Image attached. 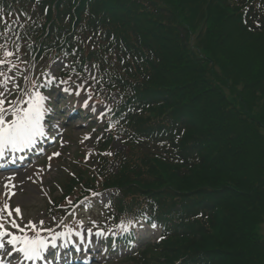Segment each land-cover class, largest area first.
Here are the masks:
<instances>
[{
  "label": "trees",
  "instance_id": "1",
  "mask_svg": "<svg viewBox=\"0 0 264 264\" xmlns=\"http://www.w3.org/2000/svg\"><path fill=\"white\" fill-rule=\"evenodd\" d=\"M216 1L222 10L215 13L212 2L209 4L205 29L193 47L189 42L191 26L156 3L146 14L129 21L123 15L128 5L121 0H101L105 8L88 17L78 12L87 0H53L55 9L48 14L61 47L70 50L83 42L77 39L84 35L78 27L96 30L94 38L103 39L105 46L113 49L109 69L115 70L119 62L130 72L132 79L115 82L126 92L124 104L131 103L135 109L123 124L128 149L114 154L116 175L108 177L103 167L99 169L105 184L122 189L132 185L149 194L141 190L151 188V178L165 168L178 178L200 171L212 172L213 179H226L220 186L185 191L169 187L167 207H181L173 212L179 220L177 231L169 233L171 237L159 248L157 245L144 253L166 264H264V238L254 232L264 223V102L253 103L260 99L258 93L264 95V0ZM186 2L182 0L181 5ZM133 3L136 9L144 4ZM168 20L176 24L172 31L166 27ZM222 26L230 30L223 34L230 48L213 53L210 36ZM97 27L103 34H98ZM247 44L253 52L249 63L242 56L229 54L235 46L240 49ZM198 47L204 48V53ZM238 84L244 87L238 90ZM225 90L231 92V99ZM117 114L128 118L120 111ZM228 186L233 187L231 191ZM196 190L214 191L215 201L188 204ZM233 215L235 220H231ZM221 231L235 232L237 243H226L223 252L197 249L205 237V241L215 243L216 239L209 236ZM173 238L190 244L183 243L180 251L166 249ZM174 251L176 256L172 257Z\"/></svg>",
  "mask_w": 264,
  "mask_h": 264
},
{
  "label": "rangeland",
  "instance_id": "2",
  "mask_svg": "<svg viewBox=\"0 0 264 264\" xmlns=\"http://www.w3.org/2000/svg\"><path fill=\"white\" fill-rule=\"evenodd\" d=\"M122 3H125L128 5V8H126L123 12V15L125 19L129 21V19H135L137 15L140 13L146 14L150 9L152 4H158V7L166 8L170 10V12L174 15V17L179 20L183 21L186 25H190V34L191 37L189 38L190 46L193 47L194 40L201 34V31H204V26L206 25L205 21V14H207V9L209 4L212 2L210 0H196L195 2H191L190 0H187L186 3L181 5L182 0H144L145 4H141V0H121ZM133 1H135L136 4L137 1L141 4L140 8L136 9L137 7L134 5ZM165 2V3H164ZM213 11L218 12L221 11L222 8L219 6L218 2L216 0H213L212 2ZM154 8V7H153ZM176 13L172 12V9ZM120 9L117 7V10ZM169 14V13H168ZM170 15V14H169ZM166 16V15H163ZM190 17H193V19H190ZM166 19V17H164ZM159 21V20H158ZM168 26L166 25L167 29L172 31V27L176 24H174L171 20H168ZM132 25L135 28V24L132 23ZM230 32V30H225L223 26L215 31V33L210 36V39L212 43L214 44L213 53H220L224 50H227L230 48L229 43H225L223 40V34ZM254 39L257 38V35H253ZM261 39V37H260ZM264 43V40H261ZM200 51L203 52L202 47H198ZM246 50V51H245ZM245 51V52H244ZM204 53V52H203ZM229 54L236 56H242L244 60H248L253 56L252 52V46L250 44H247L245 46H241L239 49V46H235ZM228 57V56H227ZM229 58V57H228ZM230 59V58H229ZM249 63V60H248ZM242 67H244L242 65ZM218 69V68H217ZM185 75V73H184ZM183 77V76H182ZM191 78V77H190ZM3 78L0 77V85ZM188 80V79H187ZM186 80V81H187ZM75 81L81 82L84 81L83 78H75ZM183 81H185V78L183 77ZM239 86L237 89L239 90L240 86L243 88L244 86L238 84ZM191 90V89H190ZM231 92H228L225 90V94L228 98L231 99L230 96ZM252 93V92H251ZM246 96V95H245ZM258 97L260 98L255 99L253 103L257 106L259 103L264 102V95H261V93H258ZM83 99L82 102L84 103L87 101L86 94H83L77 98V101H80V99ZM89 110L93 109V112H102L105 109L104 105H100L98 107H92L93 105L90 103H87ZM72 120L71 125L68 126V132L66 134V138H64L61 142V144H57L53 147L52 151L48 154L47 158L49 156H52L53 153L59 152L60 155L56 157H60V159H56L54 161L47 160L44 163L41 164V166H30V167H24L22 170H20V173L12 176H6L0 178V206H3L5 202H7L12 209H15L17 206L20 207L22 218L17 217L16 213L13 211V218L17 219V222L23 227L27 224L28 221H34L37 224L40 220H46V207H48L50 200L55 197L59 198L61 196V191L63 190V186L65 184L66 180V173H69L71 170V166L78 165V161L83 159V155L87 154L86 150H92L94 147V143L97 141L100 130L97 129H91L85 123L81 124V122H78ZM87 121V120H86ZM98 123H100V119L97 120ZM79 124V125H76ZM76 125V126H75ZM264 129L261 130L263 133ZM91 137V139H86L85 137ZM61 141V138H60ZM113 146L116 149H121L122 145L115 141L113 143ZM83 156V157H82ZM55 159V158H54ZM91 161L90 159L85 160V165H90ZM51 164V168L49 169L47 166ZM90 167H86V169L81 170L85 175L89 171ZM42 170V171H41ZM39 173V176L36 174ZM200 172V171H194L192 175L188 176L187 178H181L176 177L174 174L168 169H163V172L158 173V176L155 178H151L152 185L151 188H147V190H141V191H163V192H171L169 191V187L173 186L174 190H189L194 189L199 186H208V185H222L226 183V179H213V174ZM32 177L33 180H36V183H33L32 180H29V177ZM9 178H11V184L16 185L12 191L15 192V195H11V198H7L3 195L4 191V185L6 182H8ZM42 178V183L40 182ZM129 184V182H128ZM129 191H139V188L136 186L128 185ZM147 187V186H146ZM228 188L231 191L233 188L232 186H228ZM42 189V190H41ZM75 187L72 188L71 192L74 193ZM196 192H199L196 190ZM158 193V192H156ZM201 193H206L204 196H207V191H203ZM5 197V199H4ZM140 202V201H137ZM227 214L230 212L228 209L225 211ZM98 213V210H97ZM84 215H91L90 211L83 212ZM236 217L233 215L231 216V220H235ZM254 232L256 233V236L260 239L264 238V223L258 225L255 227ZM235 232L230 231H221L220 235L218 233H215L216 236H214V232L209 238L216 239L215 243L209 242V240L205 241V238L197 245V249L200 247L203 249H214L218 252H223L225 249L226 243H237L235 241L236 235ZM219 237V238H216ZM190 244V241H187L185 239H178L175 238L171 239L168 243L166 249H169L170 247L174 249L175 251H180L182 249V244ZM194 244V243H193ZM219 244H222L220 246ZM196 249V248H194ZM172 252L170 255L172 257L176 256V253ZM179 253V252H177ZM112 264H125L122 261H115Z\"/></svg>",
  "mask_w": 264,
  "mask_h": 264
},
{
  "label": "snow or ice",
  "instance_id": "3",
  "mask_svg": "<svg viewBox=\"0 0 264 264\" xmlns=\"http://www.w3.org/2000/svg\"><path fill=\"white\" fill-rule=\"evenodd\" d=\"M2 19V18H0ZM7 56L12 55V53H5ZM4 61H0V64ZM2 75V74H0ZM54 79V77H53ZM66 83L61 81V84ZM19 89V85L15 86ZM82 87V85L77 86V88ZM32 91L22 90L23 95L18 96L12 101H6L5 99H0V154L3 153L4 149L20 150L34 144L38 137L44 136V125L46 113L52 111L50 106H47V101L50 99L49 96L42 94L36 86L33 85ZM11 92V90H8ZM63 91L68 93L70 90L64 88ZM5 92L0 90V96H4ZM75 95L79 96L80 91H76ZM5 103L8 107H4ZM85 107H88L85 101ZM86 139H91V137H85ZM59 152H55L52 156H49V160L53 157L59 156ZM111 155V153H108ZM51 168V164L47 166ZM42 171V170H41ZM39 176V173L36 174ZM33 183L32 177H29ZM42 183V178L40 180ZM16 185L11 184V178L4 185L3 195L7 198H11V195H15L12 191ZM42 190V189H41ZM94 196L100 195L99 193H93ZM51 202V201H50ZM13 211L16 213L17 217L22 218V213L20 207L17 206L12 209L11 206L5 202L2 207H0V240L3 237H9L7 239V245H11V249H7L3 242H0V250L4 251V254L12 257L14 253L19 255L15 258L17 259V264H24V261H35L43 260L46 257L44 253L48 250L49 245L54 248L55 241L57 237L68 236L71 229L66 232H59L52 235L51 240H49L43 233L52 232L51 228H44V220L39 221V227L36 222L28 221L23 227L17 222L16 218H13ZM55 219V218H53ZM7 223L11 229H15L16 232L10 231L5 227ZM151 227L155 229L157 225L155 223L151 224ZM29 231L32 235H29ZM19 233V234H16ZM77 236L80 235L79 232L76 233ZM100 235V233H97ZM160 240L164 237L160 236ZM0 264H4L3 260H0Z\"/></svg>",
  "mask_w": 264,
  "mask_h": 264
}]
</instances>
